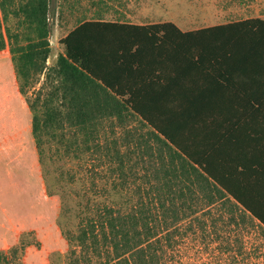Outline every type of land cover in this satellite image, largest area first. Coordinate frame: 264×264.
Listing matches in <instances>:
<instances>
[{
    "label": "trees",
    "instance_id": "1",
    "mask_svg": "<svg viewBox=\"0 0 264 264\" xmlns=\"http://www.w3.org/2000/svg\"><path fill=\"white\" fill-rule=\"evenodd\" d=\"M23 1L14 10L27 28L17 71L55 78L33 112L35 138L67 127L89 144L110 120L132 140L107 153L122 180L133 177L140 203L84 219L70 264H173L180 225L231 205L264 227V17L187 31L172 21L85 19L49 67L51 0ZM134 119L147 130H134Z\"/></svg>",
    "mask_w": 264,
    "mask_h": 264
},
{
    "label": "rangeland",
    "instance_id": "2",
    "mask_svg": "<svg viewBox=\"0 0 264 264\" xmlns=\"http://www.w3.org/2000/svg\"><path fill=\"white\" fill-rule=\"evenodd\" d=\"M92 1L51 0L49 67L65 50L60 40L92 17ZM23 2L0 0L5 42L0 47V254L6 257L4 264H70L79 254L75 237L84 219L107 207L124 214L139 205L138 185L133 177L122 180L117 156L107 153L108 147L111 153L127 149L132 140L124 127L110 120L89 144L83 133L67 127L35 138L33 112L43 111L55 78L50 74L47 80L43 72L27 79L17 71L14 50L26 44L27 28L23 14L17 16L14 10ZM214 4L217 10L208 13L214 17L199 18L194 27L245 17L239 0ZM259 14L264 17V0ZM130 124L139 132L147 130L138 120ZM144 172L139 166L138 177ZM228 209L234 222L224 213ZM225 211L214 219L202 215L180 225L176 247L169 253L173 264H264V227L238 206Z\"/></svg>",
    "mask_w": 264,
    "mask_h": 264
},
{
    "label": "crops",
    "instance_id": "3",
    "mask_svg": "<svg viewBox=\"0 0 264 264\" xmlns=\"http://www.w3.org/2000/svg\"><path fill=\"white\" fill-rule=\"evenodd\" d=\"M89 8L92 17L87 19L125 21L134 24L172 21L187 31L201 28L194 27L199 18H213L214 15L208 13L215 10L216 6L214 0H93ZM239 8L246 13L241 19L261 17L259 13L262 9V0H239Z\"/></svg>",
    "mask_w": 264,
    "mask_h": 264
}]
</instances>
